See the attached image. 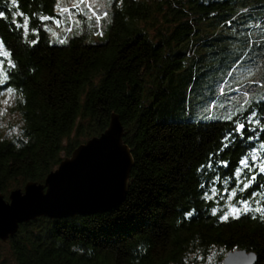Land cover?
I'll list each match as a JSON object with an SVG mask.
<instances>
[{
    "label": "trees",
    "instance_id": "trees-1",
    "mask_svg": "<svg viewBox=\"0 0 264 264\" xmlns=\"http://www.w3.org/2000/svg\"><path fill=\"white\" fill-rule=\"evenodd\" d=\"M58 4L0 0V96L22 123L0 132V194L44 183L112 114L134 165L113 210L21 225L13 264H264L261 214L229 208L264 207V0H109L97 37L55 39Z\"/></svg>",
    "mask_w": 264,
    "mask_h": 264
},
{
    "label": "water",
    "instance_id": "water-1",
    "mask_svg": "<svg viewBox=\"0 0 264 264\" xmlns=\"http://www.w3.org/2000/svg\"><path fill=\"white\" fill-rule=\"evenodd\" d=\"M126 133L118 114L108 128L74 149L46 177L28 182L23 189L0 194V241L7 242L21 225L40 217L71 218L105 213L122 204L128 193L134 165ZM256 255L233 250L218 264H255Z\"/></svg>",
    "mask_w": 264,
    "mask_h": 264
},
{
    "label": "rangeland",
    "instance_id": "rangeland-1",
    "mask_svg": "<svg viewBox=\"0 0 264 264\" xmlns=\"http://www.w3.org/2000/svg\"><path fill=\"white\" fill-rule=\"evenodd\" d=\"M61 1L62 0H58V12L61 14V18L60 20H56L51 28V33H53L54 36L53 38L56 39V37L68 34L72 31H93L94 36L97 37L96 33L102 25L100 21L108 16L109 0H72L70 4L66 5L67 7H64L67 1L64 0L63 3ZM86 9L88 10L87 12H85ZM79 13H82L87 18V23L83 22L86 20L78 18ZM105 13L107 14L106 16ZM98 16L100 17L99 21H97ZM96 28L98 29L96 30ZM99 34L102 35L101 32H99ZM221 89L225 91L224 87ZM12 103L13 97L11 93H4L0 96V132L2 134L16 135L19 133V129L22 126L20 116L12 110ZM75 138L76 136L73 135L71 140L74 141ZM66 144H68V142ZM6 243L7 242L0 241V264H13ZM217 257L218 253L213 251L201 264H212L213 260Z\"/></svg>",
    "mask_w": 264,
    "mask_h": 264
},
{
    "label": "snow or ice",
    "instance_id": "snow-or-ice-1",
    "mask_svg": "<svg viewBox=\"0 0 264 264\" xmlns=\"http://www.w3.org/2000/svg\"><path fill=\"white\" fill-rule=\"evenodd\" d=\"M15 2H16V0H13V3H14V4H15ZM65 11H67V10H65ZM106 15H107V14L105 13V16H106ZM3 16H4V13L0 12V17H3ZM41 18L44 19V20L49 19L48 17H41ZM99 19H100V17L98 16V17H97V21H99ZM5 55H8V53H5ZM11 66H12V67H15L14 64L11 65ZM8 91L11 92L12 89H8ZM257 123H258V121H257ZM244 128H245V125H244L243 123H241V124H239V125L237 126V130H238L239 132H241V133H243ZM242 163H244L245 166H247L246 161H242ZM225 166H227V162H225ZM259 171H260L261 173H264V164H262V165L260 166ZM255 179H256L255 176H252V177H251V180H252V181H254ZM249 186H250L249 184H245V185H244V188H248ZM242 190H243V189H242ZM213 191H215V189H213ZM231 195H232L233 197H235V196L237 195L236 191L233 190L232 193H231ZM206 198H207V194H206ZM239 203L242 205V208H241V209H238V208L235 207L234 205H229L230 212H231L234 216H235V215H239L241 211H243V212L256 211V212H259V213L261 214V218L264 219V207H260V208L252 209V208L249 206L247 200H240ZM213 211L215 212V209H214ZM225 218H226V215H225V216H221V219H225Z\"/></svg>",
    "mask_w": 264,
    "mask_h": 264
}]
</instances>
